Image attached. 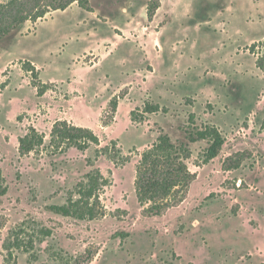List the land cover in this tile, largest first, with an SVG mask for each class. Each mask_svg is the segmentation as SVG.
Masks as SVG:
<instances>
[{"label": "rangeland", "instance_id": "1", "mask_svg": "<svg viewBox=\"0 0 264 264\" xmlns=\"http://www.w3.org/2000/svg\"><path fill=\"white\" fill-rule=\"evenodd\" d=\"M125 1L90 0L107 20L70 9L35 33L27 34L35 24L30 19L15 37L0 40V169L9 185L0 196V264H52L59 248L97 251L90 264H264V71L250 50L264 41V0H165L160 51L113 29L126 22ZM134 1L139 11L142 0ZM35 2L47 12L36 22L55 11V0L29 6ZM86 26L93 32L84 40L78 33ZM101 38L109 52L88 63L83 54ZM256 51L264 53V45ZM28 61L39 70L36 77ZM146 101L161 111L139 124L131 112ZM193 114L199 127L223 131V150L200 164L208 142L192 143L188 163L197 178L186 199L161 216H143L134 185L140 155L161 127L174 140L185 139ZM57 121L92 129L101 144L57 149L51 141ZM32 126L45 143L22 155L19 139ZM240 150L253 155L241 168L224 170L223 160ZM91 171L105 180L106 215L78 220L46 209L65 203ZM34 220L53 230L37 242V260L11 244L24 221L36 237ZM121 231L129 235H115Z\"/></svg>", "mask_w": 264, "mask_h": 264}, {"label": "trees", "instance_id": "2", "mask_svg": "<svg viewBox=\"0 0 264 264\" xmlns=\"http://www.w3.org/2000/svg\"><path fill=\"white\" fill-rule=\"evenodd\" d=\"M37 0H10L0 5V40L10 36H16L25 26L28 20L36 22L46 15V11H38ZM53 10H65L73 3L77 2L82 8L92 10L90 0H55ZM162 0H148L147 11L149 18H153L157 9L161 6ZM264 45V41L255 43L250 47L251 52L256 57V64L264 71V53L257 52L259 45ZM28 71L35 77L36 68L28 62ZM45 86L40 88L39 94L45 92ZM116 111V109H115ZM161 111L160 105L151 101H146L142 108L131 112L132 120L143 124L148 121L152 114ZM167 112L166 109L163 110ZM138 115V117H136ZM191 115V128L186 130L183 140H174L162 127L159 129L156 140L146 148L140 155L136 166L135 192L137 202L141 207L143 216L153 217L165 214L170 208L180 205L187 197L193 181L197 178V172L193 171L188 161L193 152L191 144L198 141H207L208 146L200 154V164H208L217 158L223 150L227 141L223 131L214 124L202 125L199 127ZM51 141L55 143L57 149L64 144L67 147H76L81 151L87 150L92 145L99 146L101 139L97 133L88 127L77 126L67 121H57L51 131ZM19 152L22 155L31 153L44 145L45 136L35 127H31L27 133L19 139ZM250 150H240L227 156L223 162L224 170H235L242 167L243 162L252 157ZM104 178L101 172L91 171L77 184L75 191L63 204H50L46 209L55 214L65 217H72L78 220H95L106 215V211L101 199L100 191L104 185ZM9 191V185L5 179L3 171L0 169V196H4ZM34 224H39L35 220ZM28 221L21 224L19 230H15L13 242L11 244L17 249H22L30 253L35 260L34 250L37 242L44 238L53 236V230L45 225H40V230L36 237L29 236L26 226ZM24 235H27L25 238ZM116 236L126 237L128 232H118ZM42 237V238H41ZM13 246H9L13 249ZM8 249V248H7ZM97 251L86 248L85 251L72 254L64 248H59L53 252L52 264H90ZM52 255V256H53ZM37 257V256H36Z\"/></svg>", "mask_w": 264, "mask_h": 264}, {"label": "crops", "instance_id": "3", "mask_svg": "<svg viewBox=\"0 0 264 264\" xmlns=\"http://www.w3.org/2000/svg\"><path fill=\"white\" fill-rule=\"evenodd\" d=\"M164 1L162 0L161 6L157 9L154 17L151 19L148 16V11H147V2L148 0H142L141 1V7H139V11H137V3L132 0L128 1L126 0L123 5V13L126 15V22H124L122 25H112L113 29L118 31L120 33V36H123L124 38H128L130 42H133L134 44H140V42L144 43L148 49L153 50H161L163 48V43L161 41V38L158 37V34L161 32V28L163 27L164 23L159 24V17L160 14L163 11V6H164ZM127 5V6H125ZM70 9H84L82 8L79 4H73L70 7H68L65 10H55L51 12L48 18L41 20L39 22H35L33 26L31 27L33 30L29 31V33H35L38 26H40L42 23L49 21L50 19L54 18L55 15L64 13L69 11ZM86 10V9H85ZM92 14V17H95V19H103L107 20L108 19V14L106 15H101L98 12V9H92V10H87ZM115 11V10H114ZM87 17H83V19L79 20L77 25L78 26H84L88 23V20L86 19ZM159 24V26H158ZM92 27L86 26L83 32L78 33L79 37H82L84 40H87V36L90 37L92 34ZM136 41V42H135ZM105 38H101L97 40V45L93 47H89V49H86L85 53L83 54L86 58L90 59L88 63L94 64V60L98 61L102 55L104 54L105 50L111 45ZM106 43V44H105ZM147 43L149 45H147ZM109 49V48H108ZM106 52H109V50H106ZM146 53L147 51L144 50ZM30 62V61H28ZM37 70L39 73V70L37 69V66L33 63L30 62ZM87 63V61L85 62ZM48 85V84H46Z\"/></svg>", "mask_w": 264, "mask_h": 264}]
</instances>
